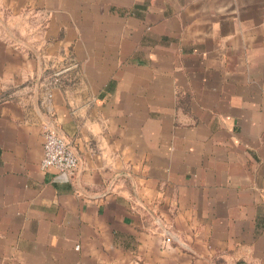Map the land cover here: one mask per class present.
Wrapping results in <instances>:
<instances>
[{
  "label": "crops",
  "instance_id": "crops-1",
  "mask_svg": "<svg viewBox=\"0 0 264 264\" xmlns=\"http://www.w3.org/2000/svg\"><path fill=\"white\" fill-rule=\"evenodd\" d=\"M0 264H264V0H0Z\"/></svg>",
  "mask_w": 264,
  "mask_h": 264
},
{
  "label": "built area",
  "instance_id": "built-area-1",
  "mask_svg": "<svg viewBox=\"0 0 264 264\" xmlns=\"http://www.w3.org/2000/svg\"><path fill=\"white\" fill-rule=\"evenodd\" d=\"M77 166V155L65 138L54 129H46L43 134L41 169L52 167L58 172L72 175Z\"/></svg>",
  "mask_w": 264,
  "mask_h": 264
}]
</instances>
